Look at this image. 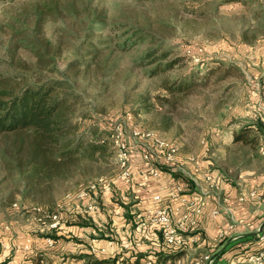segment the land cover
<instances>
[{
    "label": "rangeland",
    "instance_id": "obj_1",
    "mask_svg": "<svg viewBox=\"0 0 264 264\" xmlns=\"http://www.w3.org/2000/svg\"><path fill=\"white\" fill-rule=\"evenodd\" d=\"M43 4L57 6L52 14L43 15ZM99 17L102 22L96 27L91 21ZM137 29L146 40L138 45L124 42L134 40ZM94 46L102 47L101 51L82 66L79 59ZM187 47L202 49L196 55L199 62L186 56ZM150 48L159 49L157 55L168 53L162 65L176 57L178 64L152 75L156 64L141 59ZM263 58L264 0H17L0 4V87L62 81L74 105L72 134L83 142L77 156L44 167L32 180L26 178L31 170L26 164L28 137L0 135V247L7 252L0 264H27V257L35 253L42 255L43 264H82L76 258L79 223H98L100 231L92 225V232L89 229L85 235L89 241L105 239L123 252L130 249L123 243L132 240L119 219L127 217L132 190L117 179L115 149L106 142L100 144L102 150L88 148L94 137L117 126L139 158L142 144L162 138L176 146L180 161L209 160V167L222 173L248 169L245 156L255 155L258 146H231L229 141L235 130L257 122L241 113L248 112L253 105L250 98L262 92ZM214 61L220 66L206 71V63ZM190 75L196 84L185 92L172 95L164 90L166 83ZM135 131L148 132L151 138L134 140ZM19 147L23 150L13 164L8 159ZM155 163L161 165L159 159ZM130 171L133 175L131 167ZM98 179L107 182L110 191L87 200L77 197ZM86 203H97L98 211H87ZM45 212L61 215L58 229L38 220ZM47 239L53 243L49 245ZM25 244L29 249H23ZM86 247L90 255L95 253L93 243ZM119 253L109 254L117 257Z\"/></svg>",
    "mask_w": 264,
    "mask_h": 264
},
{
    "label": "crops",
    "instance_id": "obj_2",
    "mask_svg": "<svg viewBox=\"0 0 264 264\" xmlns=\"http://www.w3.org/2000/svg\"><path fill=\"white\" fill-rule=\"evenodd\" d=\"M262 67L264 70V58ZM261 87L262 92L258 93L256 97L250 98L253 105L248 112H242L241 117L253 118L259 121L264 128V86ZM251 127L253 131L256 129L254 126ZM229 142L231 146L244 145L241 142L234 143L233 137ZM255 142L258 146L255 155L248 152L245 156L246 163H250L248 169H229L226 173H222L219 170L211 169L209 160L203 161L188 157L185 161L178 160L181 165L179 170L166 167L160 177L150 179L145 187L138 185L141 182L143 168L141 159L138 157L139 154L133 153L130 159L133 182L127 186L132 190V200L129 203V209L127 206L125 207L126 210H129V213L127 211L125 213L127 217L119 220L121 226H125L124 234L135 242L130 241V249L123 252L114 245L113 241L105 239L89 241L90 239L85 236L89 234V229L92 232L94 226L100 231L97 227L98 223L95 222L91 224L92 227H79L81 235L79 238L81 239L77 256L89 255L86 246L93 243L96 249L93 256L98 259L110 256V258H115L109 253L118 254L120 252L119 255H116L117 257L124 255L129 258V262H133V255L147 253L149 255L142 258L140 264L145 259H151L154 262L152 253L163 248L162 239L154 226L146 224L141 229H137V225L147 210L165 208L174 222L179 221L185 213H189L190 219L195 220L194 225L187 223L185 233L197 234L198 240L194 245L181 250L182 255L179 258L183 260L184 264H192L204 255H209L212 258V264H246L245 259L248 255L263 248V244L257 239V232L261 229L264 230V134H259ZM255 156L257 160H254ZM255 161H258L259 164L253 165L252 163ZM177 186L182 188L181 192L173 197L171 192L173 193ZM160 187H163L164 190L161 191ZM252 193H255L259 199L252 198ZM154 195H160L161 200L159 202L152 201ZM198 196L203 197V203L200 214L195 216L192 209L182 203V200L191 201ZM216 208L218 214L213 215L212 212ZM1 241L5 240L1 239ZM101 252H105L104 254L107 253V255L101 256ZM6 253V250L4 251L1 246L0 260H3ZM77 261L85 264L84 259ZM170 263V260H166L160 264ZM7 264H12V261H8Z\"/></svg>",
    "mask_w": 264,
    "mask_h": 264
},
{
    "label": "trees",
    "instance_id": "obj_3",
    "mask_svg": "<svg viewBox=\"0 0 264 264\" xmlns=\"http://www.w3.org/2000/svg\"><path fill=\"white\" fill-rule=\"evenodd\" d=\"M17 0H0V4H11ZM229 0H225L227 2ZM232 1V0H230ZM56 4L42 5L41 14H52L56 9ZM100 18V17H99ZM102 22L100 19H93L91 23L97 27ZM95 28V27H94ZM142 30L137 29L133 33V38L124 42H131V45L141 44L146 40ZM124 46V43L119 47ZM102 47L94 46L89 49L86 56L79 59L81 65H87L90 57H95ZM159 49H147L141 56L142 60H148L149 64H156L150 71L152 75L159 72L170 71L178 64L179 58H172L163 65L160 62L168 55L167 52L157 55ZM185 57V55H183ZM78 61V60H75ZM73 62L69 64L72 65ZM80 65V66H81ZM220 62L214 61L206 63V71H210L211 67L218 68ZM214 68V69H216ZM213 69V70H214ZM212 71V70H211ZM195 77L190 75L188 78L182 79L180 82L166 83L163 88L168 94L183 93L189 88L195 86ZM65 83L56 79H46L35 83H27L18 88L0 87V135H17L27 138V161L26 164L31 167L26 178L34 179L38 172L44 167L53 165L54 167L60 163L66 162L77 156L83 148L82 140L72 134L75 125L71 121V113L73 111L72 95L66 93ZM254 126L256 129L253 131ZM111 131H105L94 137V141L89 142L88 148L91 151L102 150V143L111 145L108 140ZM259 134H264V128L257 121L254 124L245 125L238 129L233 136V142H241L243 144H256V138ZM24 140V139H22ZM110 147V146H109ZM23 148L19 147L14 150L13 156L8 160L15 164L17 155L22 152ZM113 154V152H111ZM13 159V160H12ZM80 226H92L88 223H79ZM159 233V231L157 230ZM160 235V233H159ZM161 237V236H160ZM163 243V242H162ZM147 253H138L133 255L134 261L129 262V258L121 255L110 260L98 259L93 255H79L77 259H84L85 264H115L116 260L124 262L123 264H140V260L147 257ZM153 255V264L164 263L170 260V264L182 255V251L166 247ZM27 264H43V257L38 253L31 254L27 257Z\"/></svg>",
    "mask_w": 264,
    "mask_h": 264
},
{
    "label": "built area",
    "instance_id": "obj_4",
    "mask_svg": "<svg viewBox=\"0 0 264 264\" xmlns=\"http://www.w3.org/2000/svg\"><path fill=\"white\" fill-rule=\"evenodd\" d=\"M185 54L186 56L188 55L189 57L194 59V61L197 63L199 62V59L196 58V55H201L202 49H191L190 47H187L185 49ZM201 65H203V63H201ZM262 86H264V83ZM133 138L134 140L143 141L150 139L151 135L148 132L142 133L139 131H135L133 132ZM109 141L111 143V146L115 149L114 156L119 169L117 179L125 186H130L133 182V175L130 171V159L132 151L127 143L123 140L120 127L117 126L112 129L109 135ZM140 150V159L143 168V172L141 174V182L138 184L140 187L147 186V183L150 179H156L160 177L165 172L166 167H172L177 170L181 168V165L177 158L178 150L176 146L162 138L151 139L150 143L142 144ZM157 159L160 160L161 165L155 163ZM159 189L161 191L164 190L163 187H160ZM181 189L182 188L180 186H177L175 188V191L173 193L171 192V196L176 197V194L181 192ZM108 191H110L109 184L103 179H98L97 181L82 189L77 197L82 200H87L90 197L96 198L100 193ZM251 197L254 199H259V197L255 195V193H252ZM160 200V195H154L152 197V201L154 202H159ZM182 203H185L189 208H191L192 213L197 216L201 212L200 208L203 203V197L198 196L191 201H187L184 199L182 200ZM86 210L90 212L98 211L97 203H86ZM212 214H218V209H214ZM40 215L41 216L38 220H46L48 223V227L52 230L58 229V227L61 225L62 217L59 213L45 212ZM187 223H189V225L195 224V220L190 219L189 213H185L179 221L174 222L171 219L167 209L158 208L155 210H147L142 220L138 223L137 229H141L146 224L152 225L159 231L164 246L182 250L194 245L198 240L197 234L185 233ZM3 230L7 231L8 226H5ZM257 239L260 243L263 244V248H261L256 253L248 255L245 259L246 264H264V230H258ZM47 241L49 245L53 243V241H51L50 239H47ZM123 244L125 248H128V246L130 245L128 241ZM27 245L28 244H25L23 248L24 250L29 249V246ZM202 263L212 264V258L209 255H204L199 260L194 261L192 264ZM115 264H123V262L117 260ZM141 264H153V261L151 259H145ZM175 264H184V262L181 258H178L175 261Z\"/></svg>",
    "mask_w": 264,
    "mask_h": 264
}]
</instances>
